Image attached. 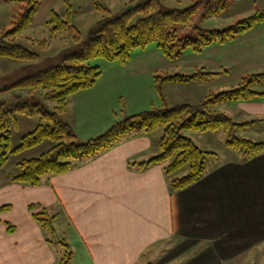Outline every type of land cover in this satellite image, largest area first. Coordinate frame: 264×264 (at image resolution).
I'll return each instance as SVG.
<instances>
[{"label": "crops", "instance_id": "crops-1", "mask_svg": "<svg viewBox=\"0 0 264 264\" xmlns=\"http://www.w3.org/2000/svg\"><path fill=\"white\" fill-rule=\"evenodd\" d=\"M251 10H264V0H234L224 16ZM151 63L148 50L136 51L123 67L151 72ZM169 66L174 68L172 75L183 76L202 68L211 73L229 71L228 76L210 83L167 85L197 93L202 101L231 80L264 74V25L201 54L187 51ZM256 90L264 93V84ZM228 107L238 124H248L244 133L258 128L264 138V97ZM112 115L116 119L108 122L109 128L123 120L110 111L102 119ZM96 126L90 125L89 132ZM163 135L157 130L151 134L137 130L113 149L68 174L45 179L38 187L7 185L30 197L26 207L61 208V213L46 212L54 218L53 225L63 214L70 234L51 239L29 212L25 221L4 222L0 216V264H61L68 251H72L71 264H240L242 258L260 257L264 249V154L247 163L236 154L207 168L196 185L172 193L165 173L168 163L144 171L129 167L158 157ZM9 206L12 215L16 205ZM10 228L15 229L11 232Z\"/></svg>", "mask_w": 264, "mask_h": 264}, {"label": "trees", "instance_id": "trees-1", "mask_svg": "<svg viewBox=\"0 0 264 264\" xmlns=\"http://www.w3.org/2000/svg\"><path fill=\"white\" fill-rule=\"evenodd\" d=\"M7 3H28V11L15 18L13 30L0 34V58L14 61L34 62L40 60L36 52L18 44L19 36L34 22L42 0H3ZM193 5L183 11L163 10L159 0H149L144 5H136L129 12L114 16L112 12L99 3L96 9L105 14L97 31L86 41L73 23L72 7L69 3L67 19L64 20L54 10L50 13L49 24L54 26V35L73 34L74 48L63 51L55 58L46 60L41 66L31 69V74L18 81L11 88L23 89L33 96L42 90V98L55 102L56 107L49 111L40 104L23 101L15 105H0V163L8 160L11 146V132L19 128V116L38 118L36 130L22 139L21 145L13 152L22 154L44 142L53 143V147L39 158L24 160L19 173L12 180L14 184L38 187L45 179L62 176L79 168L87 160H92L116 147L125 136L134 131L151 134L158 128H164L160 141L161 154L145 163H130L129 167L144 171L154 166L167 164L166 176L170 179L172 193L180 192L196 185L207 172V163L216 153L200 149L187 133H215L223 130L228 137V149L243 154L244 163L264 154V141L256 142L240 135L248 124L236 123L219 107L228 103L250 102L264 93L256 90L264 84V74L251 75L242 79L239 86L230 91L211 93L198 105H181L168 109L163 97V106L134 116L125 117L102 136L86 143H78V136L72 127L62 118L66 114L69 99L95 87L101 78L100 68L92 62L104 59L126 65L132 61L136 51H145L157 44L162 55L176 61L187 51L201 54L214 45H225L238 37L264 25V11H258L236 26L223 31H204L192 26L193 17L201 11V22L223 17L234 0H193ZM136 17L139 19L134 23ZM193 27V34L179 36L182 30ZM31 42H35L32 40ZM43 46L44 43H41ZM34 46V44H33ZM229 75L227 69L218 73L208 72L202 68L193 75H164L156 78L160 95L163 88L172 83H210L220 77ZM158 80H162L159 84ZM188 168V174L182 178L172 176ZM34 210L35 207L30 208ZM11 206L0 208V212H9ZM43 217V218H42ZM42 228L54 233L52 220L47 212L34 216ZM15 228H10L13 232ZM72 254L66 253L61 264H71Z\"/></svg>", "mask_w": 264, "mask_h": 264}, {"label": "rangeland", "instance_id": "rangeland-1", "mask_svg": "<svg viewBox=\"0 0 264 264\" xmlns=\"http://www.w3.org/2000/svg\"><path fill=\"white\" fill-rule=\"evenodd\" d=\"M135 1L136 5H144L149 0H42L40 14L34 19L33 24L24 31L18 38V44L28 48L40 55V60L34 62L14 61L11 59L0 58V105H15L23 101H29L33 104H40L49 111H53L56 107L55 102L45 101L42 96V90L33 96L29 95L27 90L12 89L11 88L18 81L26 78L31 74V69L41 66L46 60L55 58L60 53L74 48L73 34L63 33L54 35L52 29L54 26L49 24L51 9L60 15L64 20L67 19L68 5L72 7L73 23L81 33L83 41H86L93 33H95L99 25L103 22L105 14L96 9L95 3L101 4L103 7L109 9L114 16H119L123 12L131 9V2ZM163 10H179L183 11L193 5V0H159ZM232 5V4H231ZM29 9L28 3L22 4L7 3L0 0V34L13 30L15 18L24 14ZM231 6L227 10L229 12ZM264 11V10H259ZM258 11H244L236 15L229 13L227 16L210 19L206 22H201V11H198L193 17L192 26L196 25L204 31H223L230 27L236 26L240 22L251 17ZM139 19L136 17L134 23ZM189 33L193 34V27L182 30L179 28V36L185 37ZM34 40L35 42H31ZM41 43H44L43 46ZM34 44V46H33ZM149 56L152 58L151 69L132 72L127 70L118 62H109L104 59H98L92 62V66L100 68L102 72L101 78L97 81L94 88L82 91L69 99L68 109L63 116V120L67 122L72 129L78 134V143H86L92 139L98 138L105 134L112 125L116 117L102 119L105 113L115 112L119 119H125V116H134L143 112H148L154 109H160L163 106V97L166 100L168 109H174L181 105H198L202 101H198L197 93L192 95L189 91H184L180 87L165 86L160 95L156 78L164 75H172L173 67L169 66V62L162 53L158 50L157 44L153 43L148 48ZM139 56V55H138ZM183 70V68H181ZM172 73V74H171ZM182 73V72H180ZM190 75V74H189ZM250 74L245 77H249ZM242 78V79H243ZM241 80L234 79L224 85L216 93L230 91L235 89L241 83ZM159 84L162 80H158ZM230 104V103H228ZM225 104L219 107V110L226 113L233 118L236 123H239L233 110ZM101 118V119H100ZM120 120V121H121ZM122 120V121H123ZM105 121V122H104ZM108 122H111L110 124ZM38 118H28L19 116V128L11 132V146L8 154L7 162L2 165L0 163V205L3 206L16 205V210L10 215L9 212H0V216L4 222H14L16 219L21 221L26 220V214L29 212L34 216L46 211L50 214L62 212L61 208L43 209L37 205L26 207L30 197H23L22 192H17L16 187H6L14 184L13 178L18 175V165L24 160H31L39 158L42 154L48 152L53 143L46 141L42 145L26 151L22 154L13 153L22 143V139L33 133L39 126ZM90 129V125H96ZM104 127L106 129H104ZM157 132H164V128L160 127ZM258 128H253L250 132H240L242 137L261 142L264 139ZM187 137L192 139L194 143L206 152L216 153V157H212L208 163L207 168L210 169L214 164L226 161L230 157L242 156V153L228 149V137L223 130L216 133H187ZM188 174V168L180 171L171 177L182 178ZM34 206L35 209L30 208ZM10 215V216H8ZM43 218V217H42ZM51 218V217H50ZM1 219V218H0ZM52 219V218H51ZM54 220V219H53ZM52 220V225H53ZM36 221V220H35ZM37 225L42 228V225L36 221ZM11 224L10 226H12ZM9 226V225H8ZM54 233L45 230L48 236L56 238H66L70 234L68 221L63 214L60 216L55 225H53ZM57 242L60 241L56 240ZM62 249V248H60ZM63 250V249H62ZM64 253L65 250H63ZM71 253L72 251H68ZM240 264H264V249L261 251L260 257L251 255L242 258Z\"/></svg>", "mask_w": 264, "mask_h": 264}, {"label": "water", "instance_id": "water-1", "mask_svg": "<svg viewBox=\"0 0 264 264\" xmlns=\"http://www.w3.org/2000/svg\"><path fill=\"white\" fill-rule=\"evenodd\" d=\"M132 8H133V7H131V9H132ZM131 9H130V10H131ZM130 10H128L127 12H129Z\"/></svg>", "mask_w": 264, "mask_h": 264}]
</instances>
